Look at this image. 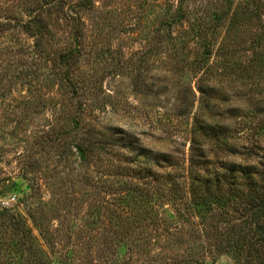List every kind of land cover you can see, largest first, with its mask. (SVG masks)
I'll return each mask as SVG.
<instances>
[{"label": "rangeland", "instance_id": "rangeland-1", "mask_svg": "<svg viewBox=\"0 0 264 264\" xmlns=\"http://www.w3.org/2000/svg\"><path fill=\"white\" fill-rule=\"evenodd\" d=\"M262 2L214 26L225 0H0V264H248Z\"/></svg>", "mask_w": 264, "mask_h": 264}, {"label": "trees", "instance_id": "trees-1", "mask_svg": "<svg viewBox=\"0 0 264 264\" xmlns=\"http://www.w3.org/2000/svg\"><path fill=\"white\" fill-rule=\"evenodd\" d=\"M183 0H179V2H182ZM262 4H260L262 7H264V0H262ZM226 2V9L221 10L219 12H214L213 14V20L211 21L212 25L214 26L218 25L225 19H228L229 26H234L238 21H240L243 18H250L252 16L255 17H261V11L255 10L254 7H257V5L260 3V0H239V3L236 5L235 8H233V4L235 0H225ZM183 15V14H181ZM27 23H29V20H27ZM209 22L201 21L200 23H197V26L201 28V26L209 27ZM200 31L201 29H198ZM202 31V30H201ZM207 47L206 45H204ZM211 52L208 50V48L205 49L204 56L205 58L209 57ZM74 50L65 52L61 56V62L62 63H68L70 59L74 58ZM68 73H65L67 75ZM66 81L70 82L69 76L64 77ZM69 86L71 87V90H73V93L78 89L77 84L74 82H70ZM207 128L205 126H200L199 128H195V132H204ZM209 132L214 133V130H210L208 128ZM192 143L195 145L198 143L197 137H192ZM76 147L77 153L81 156V158L86 159V148L83 143H76L74 145ZM194 158H192L193 160ZM193 165V163H192ZM194 165H197V163H194ZM209 179V178H208ZM250 179L251 186L254 190V187H259V189L262 190L258 195H255V192L253 193L254 198H250L249 201L246 204L247 210H246V220L250 222V228L247 231H243L242 229H239L241 231H238L235 226H231L229 224L228 230H226L228 243L226 246L227 248H230L231 246L234 247L237 251H240L244 253L245 255V261L252 262L256 256L260 255L262 252H264V168L262 171L258 172L256 175V178H248ZM210 181V180H208ZM217 182H220V180L217 178ZM238 183V182H237ZM209 184V183H208ZM235 184V183H233ZM194 198L192 202V206L194 208V211L200 215L202 212V208L200 207V202L198 201V197L201 192L194 190ZM192 192V193H193ZM202 196V194L200 195ZM215 196V195H214ZM197 197V198H196ZM222 200L221 196H215L213 197V202L216 203L218 201ZM204 203V202H203ZM194 212V213H195ZM3 213H6V210H3ZM239 228V227H238ZM231 242V243H230Z\"/></svg>", "mask_w": 264, "mask_h": 264}, {"label": "built area", "instance_id": "built-area-1", "mask_svg": "<svg viewBox=\"0 0 264 264\" xmlns=\"http://www.w3.org/2000/svg\"><path fill=\"white\" fill-rule=\"evenodd\" d=\"M4 203H7V204H8V203H9V201H6V202H4Z\"/></svg>", "mask_w": 264, "mask_h": 264}]
</instances>
